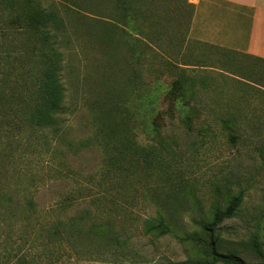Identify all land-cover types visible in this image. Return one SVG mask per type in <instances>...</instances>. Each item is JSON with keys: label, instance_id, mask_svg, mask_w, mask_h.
Masks as SVG:
<instances>
[{"label": "rangeland", "instance_id": "rangeland-1", "mask_svg": "<svg viewBox=\"0 0 264 264\" xmlns=\"http://www.w3.org/2000/svg\"><path fill=\"white\" fill-rule=\"evenodd\" d=\"M35 1L64 22L57 43L65 113L57 131L23 129L0 140V191L11 197L0 202V264H179L197 249L149 231L147 222L161 211L179 237H204L199 223L212 222L240 194L238 213L216 230L219 249L248 264L264 263L255 251L257 243L264 252V112L245 103L257 91L249 84H258L257 73L227 54L213 60L202 49L201 60L194 58L187 38L195 0H127L129 15L124 0ZM7 23L0 21V33ZM9 39L0 37V51L10 49ZM214 80L220 87L212 89ZM190 109L197 112L192 129ZM156 117L159 132L152 127ZM123 122L134 123L136 141L162 165L104 198L108 187L99 184L107 147L95 135L106 123ZM79 186L88 195L83 190L63 210ZM26 194L44 214L43 225L22 221ZM83 210L115 222L134 258L117 260L97 246L86 251L64 243L55 250L46 229Z\"/></svg>", "mask_w": 264, "mask_h": 264}, {"label": "trees", "instance_id": "trees-1", "mask_svg": "<svg viewBox=\"0 0 264 264\" xmlns=\"http://www.w3.org/2000/svg\"><path fill=\"white\" fill-rule=\"evenodd\" d=\"M123 3L124 11L129 15L130 2L124 0ZM0 9L8 12V16L3 13L0 16L1 22L4 19L8 21L5 25L8 32L1 28L0 37H10V49L0 51V140L9 134H21L23 129L32 132L57 131L63 124L65 113L66 90L61 78L63 55L57 43L58 32L62 30L64 22L57 12L44 10L35 0H0ZM179 85L177 90L186 100L187 91H184L181 82ZM194 113L197 114L190 109L186 115V125L190 129ZM112 117L110 114L107 118ZM152 127L154 131H160L161 123L157 117ZM95 137L100 145L107 147L108 167L99 184L108 187L104 194L101 193L104 198L110 192H117L122 184L130 183L140 172L158 169L162 165L159 157L152 156L136 141L134 123H106L101 134ZM83 190L88 195L89 190L79 186L62 202V209H68L72 205L70 201L77 200V194L85 193ZM31 196L22 195V221L30 225H43L41 222L45 216L37 209ZM8 199L11 200V197L0 191V202ZM242 200L241 194L234 197L227 208L215 212L212 222H200L199 228L204 237L196 234L179 237L175 224L168 223L166 214L161 211L147 222L148 230L159 236H176L181 242H187L197 249L194 257L179 264H248L235 253L221 252L216 236L218 226L236 216ZM101 202L98 198L94 200L99 206ZM115 230L116 224L112 220L95 218L90 211L83 210L67 220L53 223L46 229L45 236L56 246L55 250H61L64 243L86 251L89 247L97 246L104 251L101 253L124 262L131 261L134 253H128L129 240H122ZM255 251L264 260V252L257 243Z\"/></svg>", "mask_w": 264, "mask_h": 264}, {"label": "crops", "instance_id": "crops-1", "mask_svg": "<svg viewBox=\"0 0 264 264\" xmlns=\"http://www.w3.org/2000/svg\"><path fill=\"white\" fill-rule=\"evenodd\" d=\"M193 5L187 39L194 58L201 60V55H197L203 49L209 51L213 60L227 54L226 57L248 63L244 70L257 73L259 82L249 83L257 91L248 92L245 103L250 105L249 111H255L257 105V110L264 112V0H195ZM202 69L215 70L199 67ZM217 73L235 78L225 72ZM214 81L212 89L220 87V80Z\"/></svg>", "mask_w": 264, "mask_h": 264}]
</instances>
